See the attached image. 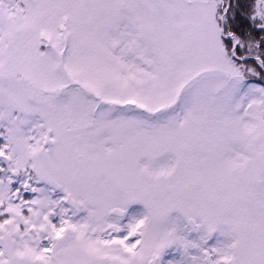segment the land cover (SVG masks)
Masks as SVG:
<instances>
[{"label": "snow or ice", "instance_id": "1", "mask_svg": "<svg viewBox=\"0 0 264 264\" xmlns=\"http://www.w3.org/2000/svg\"><path fill=\"white\" fill-rule=\"evenodd\" d=\"M0 264H264V0H0Z\"/></svg>", "mask_w": 264, "mask_h": 264}]
</instances>
